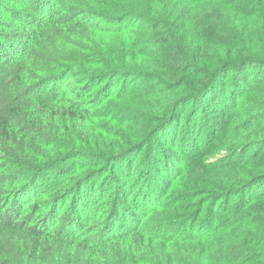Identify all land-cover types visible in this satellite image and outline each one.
I'll return each instance as SVG.
<instances>
[{
	"label": "trees",
	"instance_id": "trees-1",
	"mask_svg": "<svg viewBox=\"0 0 264 264\" xmlns=\"http://www.w3.org/2000/svg\"><path fill=\"white\" fill-rule=\"evenodd\" d=\"M2 54L0 264H264V0H0Z\"/></svg>",
	"mask_w": 264,
	"mask_h": 264
},
{
	"label": "rangeland",
	"instance_id": "rangeland-1",
	"mask_svg": "<svg viewBox=\"0 0 264 264\" xmlns=\"http://www.w3.org/2000/svg\"><path fill=\"white\" fill-rule=\"evenodd\" d=\"M28 6H33L34 5V3H33V1L31 2V3H28L27 4ZM31 10L30 9H28L27 10V14H29V16H27V17H32L31 19H28V21L30 22V23H35V22H37L38 20H40L39 19V16L37 15V14H34L33 12H31ZM27 19V18H26ZM133 21L131 20V19H128V20H126V22H124L125 23V25L126 24H130V23H132ZM22 39L20 40V42H23V44H24V40H25V38L24 37H21ZM106 39L107 40H112V39H114V37H106ZM19 41L15 44L14 43V46L15 47H19V43H20ZM20 50V49H19ZM10 58H12V55H10V56H6L5 54H2L1 56H0V62H3L4 60H7V59H10ZM8 61V60H7ZM9 62V61H8ZM65 85V83H63V86ZM44 88V87H43ZM48 89H49V87H47ZM46 91V90H45ZM137 94H139L140 96H138L137 97V99L139 98V97H141V94H143V89L142 88H140V89H138L137 91ZM136 97V96H135ZM0 101H3L2 99H0ZM116 101V100H115ZM130 101V100H129ZM117 102V101H116ZM119 102H121V101H119ZM119 102H118V104H119ZM138 103H139V100L138 101H134L133 102V104H135L136 106H139L138 105ZM117 104V103H116ZM127 104V99H126V101L123 103V104H119V105H126ZM105 113H108V114H113L112 112V110H109V109H105V110H103ZM99 121V120H98ZM101 122V121H100ZM108 122H111V121H108ZM182 126V120H180V127ZM202 152H204L203 153V162L204 163H209L210 161H214V160H216V159H218L219 157H222V155H224L225 153H226V149H222V147H220V145H217L216 144V142H213V141H209V143L207 144V145H205V147L204 148H202ZM141 157L142 156H140L139 158H138V160L140 161L141 160ZM137 162L138 161H135V164L134 165H136L137 164ZM79 163V162H78ZM201 164V163H200ZM200 164H197V165H195V167L196 168H198V170H191V171H194L195 173H197L199 170L202 172V173H204V174H212V172L213 171H211L209 168V170H207V169H205V168H201V167H198V166H200ZM194 169V168H193ZM203 169V170H202ZM204 170H206V171H204ZM137 171H138V169H137ZM136 171V172H137ZM187 172V171H186ZM185 172V173H186ZM148 173V172H147ZM146 173V174H147ZM184 173V174H185ZM100 175L98 176V177H90L89 179H87L85 182H84V184H94V187H95V189H97L98 188V186H99V184H105L106 185V187L107 186H109L108 184H110L111 183V177H109V175H107V172H104L103 174H102V172L101 173H99ZM187 174V173H186ZM186 174L185 175H183L182 174V176L184 177V176H186ZM148 176V175H147ZM150 177H151V175L149 176V178H148V180H151L150 179ZM94 178V179H93ZM185 178V177H184ZM52 179V176L51 175H49V177H47V180H51ZM154 180V179H153ZM149 182H151V181H148V183ZM144 184H147V183H144ZM143 184V185H144ZM151 184V183H150ZM148 185V184H147ZM104 187V186H103ZM97 194L99 193V191L97 190V192H96ZM129 193H130V190H129ZM113 195H114V193L110 190L108 193H105V200L107 201V200H111L112 199V197H113ZM125 195L126 196H130L129 194H127L126 192H125ZM101 201H103V200H101ZM192 201H185V203L186 204H190ZM188 209V208H187ZM174 210H179V209H174ZM77 227H78V224H77Z\"/></svg>",
	"mask_w": 264,
	"mask_h": 264
}]
</instances>
